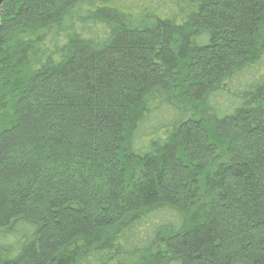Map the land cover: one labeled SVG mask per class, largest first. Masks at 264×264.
Wrapping results in <instances>:
<instances>
[{
    "label": "trees",
    "instance_id": "obj_1",
    "mask_svg": "<svg viewBox=\"0 0 264 264\" xmlns=\"http://www.w3.org/2000/svg\"><path fill=\"white\" fill-rule=\"evenodd\" d=\"M0 264H264V0H0Z\"/></svg>",
    "mask_w": 264,
    "mask_h": 264
}]
</instances>
